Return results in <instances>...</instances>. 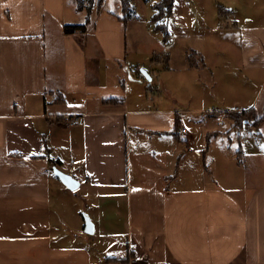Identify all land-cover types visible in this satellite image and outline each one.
I'll return each mask as SVG.
<instances>
[{
	"label": "crops",
	"instance_id": "0c3cea01",
	"mask_svg": "<svg viewBox=\"0 0 264 264\" xmlns=\"http://www.w3.org/2000/svg\"><path fill=\"white\" fill-rule=\"evenodd\" d=\"M109 7L68 34L87 20L74 0H0V264H264V135L232 119L257 99L162 106L127 77L139 63ZM252 35L244 63L264 69V28ZM66 168L85 190L91 240L68 225Z\"/></svg>",
	"mask_w": 264,
	"mask_h": 264
},
{
	"label": "rangeland",
	"instance_id": "374dc122",
	"mask_svg": "<svg viewBox=\"0 0 264 264\" xmlns=\"http://www.w3.org/2000/svg\"><path fill=\"white\" fill-rule=\"evenodd\" d=\"M159 1L132 0L133 16H126L122 24L123 44L124 50H129L132 61L139 64L132 66L127 77L145 82L148 94L157 96L162 106L177 99L181 104L179 109L204 107L213 111L235 107L237 101L248 107L251 101L257 99V115L263 116L264 69H252L245 65L247 58L242 47L243 42L246 47L251 44L252 33L256 34L264 28V0H175V11L167 20V39L165 32L156 31L155 24L151 23V17L156 12L153 5ZM119 3L120 0H110L113 9L109 7L108 11L112 10L124 18L122 10L115 8ZM79 16L81 23L85 24V13ZM246 36L249 38L247 41ZM257 38L258 41L261 39L259 33ZM82 44L86 46V42ZM189 55L198 65L190 64ZM202 58L208 63L204 77L201 74L204 69ZM145 69H148L147 74ZM185 117L189 119L192 115ZM185 127L191 131L192 125L186 123ZM244 128L249 133L254 131L264 135L262 127L255 130ZM237 132L241 133L236 130L233 134ZM239 145L240 142L234 140L232 150H237ZM242 159L246 160V157ZM60 171L69 173L67 168ZM54 178L53 202L61 198L56 196ZM64 190L73 194L68 198L62 196L61 201L68 206V225L77 233L80 225L83 227L93 219L91 212L83 208L85 190L83 187L75 191ZM76 204L78 208L75 209ZM83 236L90 240L94 238L87 232ZM96 246L94 244L92 250L96 251Z\"/></svg>",
	"mask_w": 264,
	"mask_h": 264
},
{
	"label": "trees",
	"instance_id": "16d2710c",
	"mask_svg": "<svg viewBox=\"0 0 264 264\" xmlns=\"http://www.w3.org/2000/svg\"><path fill=\"white\" fill-rule=\"evenodd\" d=\"M79 11L86 10L87 12V20L86 24L83 25H67L65 27L66 33H74L79 30L84 32L86 30V25L90 23V15L93 8L97 5L99 8L102 7L105 0H74ZM122 4V12L125 14L124 18L126 20V16L130 17L133 11L132 0H121ZM175 7V0H160L158 3L153 5V9L156 11L154 15L151 17V23L155 24L156 31L165 32V39L169 36L167 20L173 15ZM196 56V55H195ZM189 62L192 66L196 65V60L193 59L192 55L188 56ZM232 119L238 125L242 127H250L251 125L257 126L264 121V116L258 117L256 108H250L248 110H243L241 112H234ZM179 124L176 127V132L179 130ZM126 260H114L116 261H127ZM114 262V263H115Z\"/></svg>",
	"mask_w": 264,
	"mask_h": 264
},
{
	"label": "water",
	"instance_id": "95a60500",
	"mask_svg": "<svg viewBox=\"0 0 264 264\" xmlns=\"http://www.w3.org/2000/svg\"><path fill=\"white\" fill-rule=\"evenodd\" d=\"M144 73L147 74L146 70H144ZM56 174L62 180V182L66 185V187L69 188L70 190L75 191L79 188L80 186L79 182L75 178H73L71 175L63 173L60 170H56ZM85 232L89 234L94 233V225L92 224V222L90 221L86 222Z\"/></svg>",
	"mask_w": 264,
	"mask_h": 264
},
{
	"label": "built area",
	"instance_id": "2783aa9c",
	"mask_svg": "<svg viewBox=\"0 0 264 264\" xmlns=\"http://www.w3.org/2000/svg\"><path fill=\"white\" fill-rule=\"evenodd\" d=\"M80 119L81 118L79 116H75L71 119H68V122L70 124H74V123L78 122ZM181 132H185V130L183 129ZM114 264H145V263H142L135 258H130L127 261H116Z\"/></svg>",
	"mask_w": 264,
	"mask_h": 264
}]
</instances>
